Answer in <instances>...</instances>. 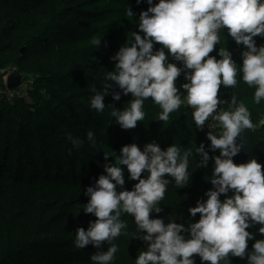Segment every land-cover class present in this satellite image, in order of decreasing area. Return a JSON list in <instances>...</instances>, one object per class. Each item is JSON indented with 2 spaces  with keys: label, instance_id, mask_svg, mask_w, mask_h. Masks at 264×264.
I'll return each instance as SVG.
<instances>
[{
  "label": "clouds",
  "instance_id": "1",
  "mask_svg": "<svg viewBox=\"0 0 264 264\" xmlns=\"http://www.w3.org/2000/svg\"><path fill=\"white\" fill-rule=\"evenodd\" d=\"M141 3L148 7L135 21L137 31L128 32L124 45L110 57L114 68L103 73L102 89L92 88L89 107L103 113L105 97L115 85L119 90L111 92L113 101L132 97L123 110L107 106L121 129H134L146 119L145 101L151 98L160 109L152 119L167 124L182 106L185 114L190 108L196 129L207 124L210 143L207 148L203 142L187 148L173 143L162 149L150 142L143 150L131 143L122 146L119 155L110 149L104 152V174L84 192L89 199L83 212L95 220L88 222L87 230L76 228L75 247L99 249L90 257L92 264H114L120 250L115 241L128 235L122 219L127 214L136 225L133 239L145 245L134 264H197V257L200 264H231L233 257L264 264V165L256 158L240 164L233 159L247 143L242 134L256 125L244 101L233 92L230 101L223 99L221 93L222 86L235 89L244 84L255 89L256 105L264 101V44L255 39H264V0H136ZM125 14L136 15L131 7ZM222 33L242 48L241 63L233 59ZM102 39L103 35H93L92 48H101ZM218 45L222 46L217 50ZM182 75L186 82L178 86ZM67 139L76 149L85 143L71 134ZM86 139L91 148L97 147L93 131ZM217 150L219 155H209ZM190 161H195L193 169L214 162L208 178L212 187L204 193L206 199L188 208L191 218L199 214L198 220L185 225L175 218L166 223L159 216L160 202L170 184L177 189L188 186ZM126 173L127 180L135 182L130 190L125 187ZM249 241H255L251 249Z\"/></svg>",
  "mask_w": 264,
  "mask_h": 264
},
{
  "label": "trees",
  "instance_id": "2",
  "mask_svg": "<svg viewBox=\"0 0 264 264\" xmlns=\"http://www.w3.org/2000/svg\"><path fill=\"white\" fill-rule=\"evenodd\" d=\"M127 7L136 14L133 18L126 16ZM147 7L146 3L137 5L136 0H0V72L32 80L26 95H0V264H92L90 257L99 249L92 245L77 249L75 230H87L88 222L95 220L83 212L89 199L84 192L104 174V152L110 149L119 155L121 147L131 143L141 150L150 142L162 149L173 143L198 147L201 142L207 148L210 143L207 132L196 129L190 108L185 114L182 106L179 115L171 114L167 124L152 119L160 109L151 98L145 101L146 119L134 129H121L113 123L107 106L123 110L132 97L129 94L113 101L111 92L119 90L115 85L105 97L103 113L89 107L92 88L102 89L103 73L114 68L110 57L124 45L128 32L137 31L135 21ZM96 34L103 35L97 50L90 45ZM221 35L225 40L226 33ZM255 39L258 45L264 44V39ZM226 47L237 64L241 63L242 48L230 37ZM3 78L0 74V83ZM184 82L182 75L178 86ZM254 91L244 84L235 89L221 87L223 99L230 101L233 92L252 113L255 158L264 165V124L260 123L264 101L256 105ZM88 131L96 135V148L87 143ZM69 134L84 140V145L73 148ZM209 155H219V150ZM233 159L240 164L238 155ZM213 163L193 169L195 161H190L188 186L177 189L169 185L159 214L166 223L176 218L177 223L187 225L189 220L199 219V214L191 218L188 208L195 207L212 187L208 178ZM125 179L130 190L135 182L127 180V173ZM122 219L128 224V235L115 241L120 250L114 264H134L145 245L133 239V218L125 214ZM254 242L249 241V249ZM196 261L200 264L198 257ZM231 264L247 262L233 257Z\"/></svg>",
  "mask_w": 264,
  "mask_h": 264
},
{
  "label": "water",
  "instance_id": "3",
  "mask_svg": "<svg viewBox=\"0 0 264 264\" xmlns=\"http://www.w3.org/2000/svg\"><path fill=\"white\" fill-rule=\"evenodd\" d=\"M22 53L24 50L21 51ZM23 77L16 75L15 73H11L7 78V88L9 90H15L22 85ZM247 143L242 151L238 154L240 163H246L252 158H255V143H254V130H245L242 134ZM239 142V140H238Z\"/></svg>",
  "mask_w": 264,
  "mask_h": 264
},
{
  "label": "built area",
  "instance_id": "4",
  "mask_svg": "<svg viewBox=\"0 0 264 264\" xmlns=\"http://www.w3.org/2000/svg\"><path fill=\"white\" fill-rule=\"evenodd\" d=\"M0 74L4 75L3 82L0 83V95L6 94L9 98H13L15 96H21V95H26L28 87L32 84L31 79H24L22 82V85L15 89V90H9L7 88V78L11 73H8V75L4 74V71H1ZM203 131L208 132L209 129L207 127V124L204 126Z\"/></svg>",
  "mask_w": 264,
  "mask_h": 264
}]
</instances>
